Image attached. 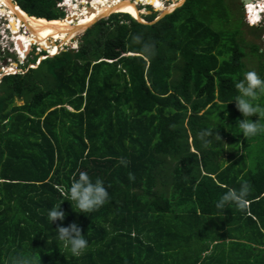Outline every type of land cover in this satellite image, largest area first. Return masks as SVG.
<instances>
[{
  "label": "trees",
  "instance_id": "1",
  "mask_svg": "<svg viewBox=\"0 0 264 264\" xmlns=\"http://www.w3.org/2000/svg\"><path fill=\"white\" fill-rule=\"evenodd\" d=\"M15 1L44 22L66 17L63 0ZM103 19L77 51L0 82V264L17 255L33 264H264V158L252 166L247 155L259 133L234 130L243 116L230 102L248 61L264 79L245 18L228 0H187L153 25ZM80 171L110 192L88 216L65 201ZM244 181L246 206L218 210ZM60 204L66 218L52 225L47 212ZM72 223L89 241L79 257L56 239Z\"/></svg>",
  "mask_w": 264,
  "mask_h": 264
},
{
  "label": "clouds",
  "instance_id": "2",
  "mask_svg": "<svg viewBox=\"0 0 264 264\" xmlns=\"http://www.w3.org/2000/svg\"><path fill=\"white\" fill-rule=\"evenodd\" d=\"M257 26H260V24ZM7 37L9 36L4 34V29L0 26V40L2 41L0 42V48L3 47V41ZM13 42L11 41L10 45ZM142 50L147 56H152L155 52L152 43L143 44ZM234 87L238 95L230 102H235L237 111L243 116V119L236 121L238 127L234 130H238L241 133L240 135L248 139L264 131V123H262V119H264V104L258 102L260 95L264 94V79L255 71H245L243 78L236 82ZM254 115H258L259 117L256 122H253L251 119ZM209 135L210 133L207 130H201L197 134L198 139L202 141L204 146L208 143L207 137ZM216 136L221 139L218 131L216 132ZM120 162L125 163L123 157L120 158ZM61 191L63 192L64 189L61 188ZM249 193V184L246 181L241 182L238 190L230 188L224 192L215 202V207L218 210H223V212L225 209H230L226 207L229 204H234L238 208H244L247 204ZM109 196V189L101 178L97 177L93 180L86 172L80 171L71 180L67 188V199L65 201L71 203L74 212L78 214L83 213L88 216V213L102 207L109 199ZM62 204L54 205L47 212V219L52 225L57 221L63 222L66 218L65 212L62 210ZM55 232L60 248L66 249L67 253H70L74 257L81 256L89 246V241L85 239V234H82V229L76 223L69 224L66 227L61 224V226L55 229ZM9 264H33V259L24 255H17L15 258L10 259Z\"/></svg>",
  "mask_w": 264,
  "mask_h": 264
},
{
  "label": "rangeland",
  "instance_id": "3",
  "mask_svg": "<svg viewBox=\"0 0 264 264\" xmlns=\"http://www.w3.org/2000/svg\"><path fill=\"white\" fill-rule=\"evenodd\" d=\"M70 1L71 2H68V0H65V5H63V6H61V4H59V3L57 4V7L62 12H64L66 14L68 19H72L71 15H75V10H77L78 7L80 8V3L79 2H77L75 0H70ZM151 1L153 2V4L158 2V1H155V0H151ZM186 1L187 0H184V2L179 7H176V8L177 9L181 8L186 3ZM228 1H229V4H230V7H232L234 13H236V16H238V17L242 16V18H245L244 22L248 24V26L245 25V27H243L244 36L246 38V41L252 42V43H256V44H260L262 51H264V23H262L260 26H254V25H252V24H250L248 22L247 11H246V8H245V6H246L245 0H228ZM254 1L264 4V0H254ZM13 2L18 5V3L15 0H13ZM135 2H136V5H137L138 4L137 0ZM138 2L140 3V0H138ZM179 3H178V0H162V2L161 3L158 2L156 6H159V5L161 7L165 6V8H167L169 6L168 8H170L171 6H173L175 4H179ZM84 7H89V6L86 5ZM108 7H101V8L97 7V9H93L90 12L92 14V16L89 15V17L90 16L91 17L95 16L99 11L106 10ZM158 8L159 7H157V9ZM139 9H141L142 11L145 12V13L142 12L144 14L142 16L144 21H145L144 18L148 19V17H154L155 16L156 19H155L154 22H156V21L159 20V18L161 16V13H162L160 11H155V9L152 6H141ZM263 10L264 9H262L261 6L259 8H254V10L252 9V11H253L252 14L253 13L254 14H259V13L263 12V16H264V11ZM71 12H74V13H71ZM11 13L12 12L9 13L10 15L7 13L6 16L5 15L3 16V14H0V26L4 29V34L9 36L6 39V44L9 47V49H12V50H10L11 52L9 51V52H6L5 54L2 53L0 55V82H1L2 78L7 74L6 72H9V71L10 72L11 71L14 72V71H16V67L17 66L21 70H24L25 68H27V69H29V68H37L40 65L41 60L43 61V60H45L46 58H48L50 56V53L47 52V51H54V53L57 52V54H55V56H56V55L60 54L61 52H63L64 50L65 51H70V50L77 51L79 49V42H80V40L82 39V37H83V35L85 33H83L81 36H78L77 38H74L73 40H71L69 42H63V41H61V39H52L50 37H44V38H41L40 40H38L41 47H38V45H36L34 47H30L31 48L30 52H28V54H26L27 60L21 61V62L18 61V58L21 57V55H18V52L13 53V47L16 44H15V42H13L12 45H10V44H11V41H14L13 32H17L18 34H24V33H20V31L21 32H25L26 29L24 28V24L22 23V21H18V23H17V20H18L17 16L14 13H12V14ZM115 14H120V13H115ZM122 14H125V13H122ZM82 16H84V14ZM4 17H6V18H4ZM105 17H108V16H105ZM251 17L252 16H251V11H250L249 19ZM12 18L15 19L14 23L12 22ZM109 18H106V19H103V20H108ZM59 20L63 21L64 23H66L70 27L68 29H60L59 28V29H57L58 33L60 35H62L63 37H69L71 35V33H72V31L70 29L72 27H75L77 25V22L76 21H74V22H71V21L66 22V20H67L66 17H65V19H59ZM21 23H22V26L25 29V31L20 26ZM235 24H234V26H235ZM9 25H10V29H9ZM27 34H28V32H27ZM25 36H27V35L25 34ZM50 39L52 41H50ZM55 42L57 44L56 47H55ZM51 43H54V45H52ZM43 48L45 50H47V51L43 50ZM36 56H37V59H36L35 65L29 64V62L33 58H35ZM8 66H13V68L11 67L12 69H10V67H8ZM257 66H258V62L256 60L252 61V62L248 61L246 69L248 71H255L259 75V70H258ZM3 68H5L6 72L4 71ZM16 104L18 106H21V105H23V102L22 101H17ZM262 104H264V102ZM255 116L258 117V115H255ZM262 123H264L263 120H262ZM233 126H237V124H234ZM247 152H248L247 155L248 156L250 155L251 160L249 161V163H252V166L256 165L257 161L259 162V160L261 158H264V131L259 133L258 141H255L253 144H251V146L249 148V151H247ZM249 153H251V154H249ZM228 158H229V154H224L223 155V159L228 160Z\"/></svg>",
  "mask_w": 264,
  "mask_h": 264
},
{
  "label": "bare ground",
  "instance_id": "4",
  "mask_svg": "<svg viewBox=\"0 0 264 264\" xmlns=\"http://www.w3.org/2000/svg\"><path fill=\"white\" fill-rule=\"evenodd\" d=\"M135 1L136 0H77V2L80 3V8L78 7L77 10H75V15H71L72 19L66 18L67 19L66 22H68V21H71V22L76 21L77 22V25L70 29L72 31V33L69 37H63L57 31V29H59V28L60 29H68L70 27L66 23H64L63 21L54 20V21H50V22H44L46 19H44V21H42V20H39L40 18L37 19L36 17H31V16L29 17V15L26 12H24L17 4H15L13 2V0H0V14H3V16L4 15L6 16L7 13L9 14L10 12H12L18 18L17 23H18V21H22V23L24 24V28L26 29L28 34L25 31V29L23 28L22 23L20 26L23 28V30L25 32L20 31V33H24V34H18L17 32H13L14 42L16 44L18 53L20 55H22V58H24V57H26V54H28V52L30 51V49H31L30 47H33L36 45H38V47H41L39 44V41H38L41 38L50 37L52 39H61V41H63V42H69V41L73 40L74 38L81 36L85 32V30L87 28H89L90 26H92L94 23L100 21L103 18H106L105 16L110 17L112 15V13L113 14L114 13H125V14L131 15L134 19L141 20V19H143L142 18V16L144 15L143 13H145L144 11L139 9L141 6H152L155 9V11H160V12L165 11L164 13H168V12L170 13V12L174 11L175 9H177L176 7H179L184 2V0H178V3L181 1L179 4H175V5L171 6L170 8H168L169 7L168 6L167 7L168 9H167V8H165V6H163V7H161L160 5L156 6L157 3L158 2L161 3L162 0H155V1H158L155 4H153V2L151 0H145V1L140 0V3L137 0V3H138L137 5H136ZM253 1L254 0H251L248 4L250 5L249 8L251 9L252 21L255 22L261 16H260V13L259 14H254V13L252 14V12H253L252 9L254 10V8H255V6H251V5H254L252 3ZM68 2H71V1L68 0ZM86 5L89 7H84ZM259 5L261 6L262 9H264V4H259ZM97 7H100V8L101 7H108V8L106 10L99 11L96 14L97 16L95 15V16L91 17L92 14L90 12L93 9H97ZM157 7H159V8L157 9ZM71 13H74V12H71ZM83 14H84V16H82ZM89 15H91V16L89 17ZM4 18H6V17H4ZM12 22L14 23L15 19L12 18ZM9 29H10V25H9ZM25 34L27 36H25ZM50 41H52V40L50 39ZM51 44L54 45V43H51ZM56 45L57 44L55 42V47H56ZM43 50H45V49L43 48ZM45 51H47V50H45ZM47 52H49L50 55L57 54V52L54 53V51H47Z\"/></svg>",
  "mask_w": 264,
  "mask_h": 264
},
{
  "label": "built area",
  "instance_id": "5",
  "mask_svg": "<svg viewBox=\"0 0 264 264\" xmlns=\"http://www.w3.org/2000/svg\"><path fill=\"white\" fill-rule=\"evenodd\" d=\"M75 1H77V0H75ZM251 1V0H250ZM165 2V1H164ZM254 5H251V6H255V8H259L260 7V5L259 4H262V3H258V2H252ZM59 4H61V6H63V5H65V0H63V2H60ZM246 4V6H245V8H246V11H247V19H248V22L250 23V24H252V25H254V26H257V25H261L262 23H263V19H264V16H263V12H261L260 13V18L257 20V21H255V22H253L252 21V17L249 19V15H250V11H251V9L249 8V4L248 3H245ZM67 17V16H66ZM0 42H2L1 40H0ZM4 43H3V47L2 48H0V55L2 54V53H6V52H9L10 50H12V49H9V47L7 46V44H6V40L5 41H3ZM34 47V46H33ZM33 49V48H32ZM16 50V51H15ZM11 52V51H10ZM15 52H18L17 51V47H16V45L13 47V53H15ZM30 52V51H29ZM18 55H20L19 53H18ZM22 55H21V57H19L18 58V61H25V60H27V57H24V58H22ZM41 62H42V60H41ZM40 62V63H41ZM7 67V66H6ZM8 67H10V69H12L13 68V66H8ZM12 67V68H11ZM35 67V66H34ZM4 69V71H5V68H3ZM6 72V71H5ZM19 72H21V70H20V68L17 66L16 67V71H14V72H6L7 74L6 75H11V74H16V73H19Z\"/></svg>",
  "mask_w": 264,
  "mask_h": 264
},
{
  "label": "water",
  "instance_id": "6",
  "mask_svg": "<svg viewBox=\"0 0 264 264\" xmlns=\"http://www.w3.org/2000/svg\"><path fill=\"white\" fill-rule=\"evenodd\" d=\"M250 2V0H245V3H249ZM176 10V9H175ZM174 10V11H175ZM174 11H172V12H170V13H161V16H160V18H159V20H161V19H163L165 16H167V15H169V14H171V13H173ZM66 18H68V17H66ZM109 18V17H108ZM158 20V21H159ZM101 21V20H100ZM140 23H142V24H149V25H153V24H155V23H157L158 21H156V22H152V23H147L146 21H144L143 19H141V20H138ZM99 22V21H98ZM98 22H96V23H94L92 26H90L89 28H87L86 30H85V32L84 33H86L90 28H92L94 25H96ZM65 51V50H64ZM53 56H55V55H50L49 57H53Z\"/></svg>",
  "mask_w": 264,
  "mask_h": 264
}]
</instances>
